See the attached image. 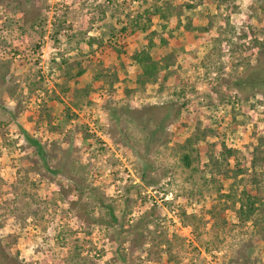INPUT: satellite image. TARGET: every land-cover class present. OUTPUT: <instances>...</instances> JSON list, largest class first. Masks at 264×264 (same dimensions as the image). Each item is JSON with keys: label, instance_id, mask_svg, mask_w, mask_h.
Returning a JSON list of instances; mask_svg holds the SVG:
<instances>
[{"label": "rangeland", "instance_id": "374dc122", "mask_svg": "<svg viewBox=\"0 0 264 264\" xmlns=\"http://www.w3.org/2000/svg\"><path fill=\"white\" fill-rule=\"evenodd\" d=\"M259 59L260 0H0L6 261L264 264Z\"/></svg>", "mask_w": 264, "mask_h": 264}, {"label": "trees", "instance_id": "16d2710c", "mask_svg": "<svg viewBox=\"0 0 264 264\" xmlns=\"http://www.w3.org/2000/svg\"><path fill=\"white\" fill-rule=\"evenodd\" d=\"M264 3V0H260ZM135 60L143 67L142 74L144 77L152 78L157 70V64L151 62V58L148 55H136ZM234 87L239 92H249L251 94H260L264 97V59H259L258 63L248 69L245 74L239 76L234 81ZM36 148L39 154L43 153L40 143L37 141H30ZM188 159V158H187ZM189 165V163H187ZM0 260L2 264H9L0 252Z\"/></svg>", "mask_w": 264, "mask_h": 264}]
</instances>
